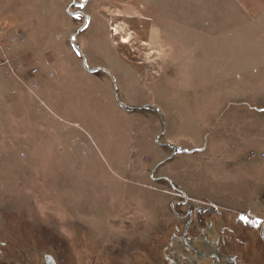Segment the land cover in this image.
Returning a JSON list of instances; mask_svg holds the SVG:
<instances>
[{"label": "rangeland", "instance_id": "1", "mask_svg": "<svg viewBox=\"0 0 264 264\" xmlns=\"http://www.w3.org/2000/svg\"><path fill=\"white\" fill-rule=\"evenodd\" d=\"M218 18L244 47L264 0H0L25 35L0 79V264H168L214 217L264 222V40L218 55Z\"/></svg>", "mask_w": 264, "mask_h": 264}, {"label": "flooded vegetation", "instance_id": "2", "mask_svg": "<svg viewBox=\"0 0 264 264\" xmlns=\"http://www.w3.org/2000/svg\"><path fill=\"white\" fill-rule=\"evenodd\" d=\"M89 73H94L95 70L87 69ZM200 209V208H199ZM207 213V209L202 208ZM210 214V213H209ZM214 217L212 214H210ZM212 228V239L192 237L191 239L175 238L171 244L179 248L174 251L175 260L168 264H245L241 262V257H238L236 251L243 246L240 243V236L247 232V229H255L259 242L264 246V222L255 220L246 214H241L235 218L229 219V224L226 225L219 216L214 217ZM239 222V223H238ZM189 245H185V244ZM195 246V248H189ZM154 256V261L160 263L163 260H158ZM255 264H264V256L258 257Z\"/></svg>", "mask_w": 264, "mask_h": 264}, {"label": "crops", "instance_id": "3", "mask_svg": "<svg viewBox=\"0 0 264 264\" xmlns=\"http://www.w3.org/2000/svg\"><path fill=\"white\" fill-rule=\"evenodd\" d=\"M259 16H261V14H258ZM250 20H245L244 22H246V25H247V22H249ZM253 21L254 20H251L250 21V29L252 28L253 26ZM212 23L214 25H216L218 28L219 25H222V30H225V29H228L229 31L228 32H224L223 35H221V39L223 40H228V39H231L233 40L232 44H230V40H229V44L227 46H222V47H218V52L217 54L218 55H245V56H253V55H258L260 53V49L258 50V47H254L253 44H252V40L253 39H260L261 41L264 40V31H260V32H256V34H254V30H248L247 31V26L245 27V33L242 35L245 39L244 41V47H240L239 45H237V39H238V36H237V31L235 29H237L235 23H236V20L235 18L234 19H231V18H228L227 20H221V18H218V20H213ZM226 23V24H225ZM0 30L2 31H5V28L3 27H0ZM14 34L15 33H21L20 30H14L12 31ZM6 33V31H5ZM3 34L2 37H1V41L2 43L4 44H7V41H8V36H10V32H7L6 34ZM6 35V36H5ZM25 37V35H24ZM17 45V44H16ZM20 45V44H19ZM15 46V45H14ZM13 47H11V49L8 51V56L12 53V51L15 49ZM252 61V57L247 59L246 57V63L247 61ZM231 64L230 60H228L226 63H224V66L223 68L225 67H229L227 65ZM84 68L87 70V67L84 65ZM219 69V68H218ZM180 136V135H179ZM168 140L167 142H169L170 145V149H173V152L171 150V153L173 156H175V154H177L178 152H176V146H179L182 144L181 141H179V139H174V136L173 134L172 135H168ZM179 144V145H178ZM185 144H182V146H184ZM180 147V151L181 152H184V150H182L181 146ZM251 153V152H250ZM250 159H254L256 157H252V154H250L249 156Z\"/></svg>", "mask_w": 264, "mask_h": 264}, {"label": "built area", "instance_id": "4", "mask_svg": "<svg viewBox=\"0 0 264 264\" xmlns=\"http://www.w3.org/2000/svg\"><path fill=\"white\" fill-rule=\"evenodd\" d=\"M5 31L0 30V79L4 75L17 77L16 67L13 66L12 61L8 57V51L16 44H22L25 42V37L22 33H12L8 36L7 44L2 43L1 37ZM6 34V33H5ZM32 74H36V69L31 70ZM32 86H36L33 83ZM253 155V154H252Z\"/></svg>", "mask_w": 264, "mask_h": 264}, {"label": "bare ground", "instance_id": "5", "mask_svg": "<svg viewBox=\"0 0 264 264\" xmlns=\"http://www.w3.org/2000/svg\"><path fill=\"white\" fill-rule=\"evenodd\" d=\"M112 31L114 32L113 35H115V36L119 34V31H118V27L117 26H114L112 28ZM123 42L126 43V40H123Z\"/></svg>", "mask_w": 264, "mask_h": 264}, {"label": "water", "instance_id": "6", "mask_svg": "<svg viewBox=\"0 0 264 264\" xmlns=\"http://www.w3.org/2000/svg\"><path fill=\"white\" fill-rule=\"evenodd\" d=\"M73 40H74V37L71 38V42H72V44H73ZM73 47H74V46H73ZM177 151H178V150H176V152H177Z\"/></svg>", "mask_w": 264, "mask_h": 264}]
</instances>
